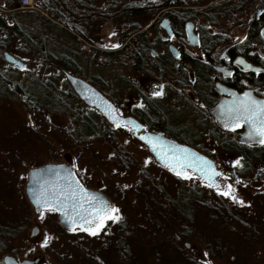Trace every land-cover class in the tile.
Listing matches in <instances>:
<instances>
[{
  "label": "rangeland",
  "instance_id": "1",
  "mask_svg": "<svg viewBox=\"0 0 264 264\" xmlns=\"http://www.w3.org/2000/svg\"><path fill=\"white\" fill-rule=\"evenodd\" d=\"M62 1L87 17L75 21L88 38L116 48L141 31L139 42L155 54L150 52L142 69L118 54L105 60L107 51L88 53L77 38L61 32L57 15L48 28L33 11L22 15L24 8L16 9L20 34L0 26V264L8 254L39 256L40 264H264V164L226 147L228 134L190 100V68L156 43L165 33L152 26L164 16L165 9L158 10L163 0ZM183 1L201 6L212 0ZM254 3L220 17L213 31L230 40L244 38ZM131 5L141 9L120 11ZM1 14L13 22L10 12ZM186 48L201 54L198 47ZM5 51L22 65H9ZM58 54L71 56L78 74L97 82L120 108L148 114L154 102L165 108L190 145L232 170L221 188L231 185L232 195L193 174H172L125 128L110 125L75 93ZM47 163L72 166L85 184L110 198L120 219L107 220L93 234L63 226L55 210L35 212L25 192L27 173Z\"/></svg>",
  "mask_w": 264,
  "mask_h": 264
},
{
  "label": "flooded vegetation",
  "instance_id": "2",
  "mask_svg": "<svg viewBox=\"0 0 264 264\" xmlns=\"http://www.w3.org/2000/svg\"><path fill=\"white\" fill-rule=\"evenodd\" d=\"M175 1L176 0H168L166 5H162L163 7L161 6V8L158 9L159 11L165 9L164 16H162L159 22L158 19L160 16L156 17L155 22L152 24V26H157V28H159L160 26L164 27L165 33L162 35L160 34V39L157 42L159 44L164 43L171 55H173L171 45L175 46L176 50L179 52V55L173 56L178 58L181 64L188 65V67L190 68V73L187 78L190 75L193 78L191 79L189 77L190 80L188 79L185 87L190 100L195 105V108L201 109V111L204 112L208 119L214 122V124L219 129L225 131L228 134V138L223 142L224 145L228 143L242 144L247 146L248 148L263 145L261 142L244 143L240 141V133H242V131H244L245 129L244 123L239 124L236 128L221 126L210 116L208 108L214 107L224 96H230V94L221 92L218 84L236 93H244L245 91L250 90L257 97H261L264 99V37L260 32V29L262 26H264V24L261 25L257 30L261 40H248L249 33L253 29L252 27H255L254 22L256 23V21L264 20V0H212L209 3L201 6L185 5L183 0L181 4H175ZM252 3H254L255 13L252 17H249L247 19V25L244 30L245 34L243 36L244 38L237 37L230 40L229 37H221L217 32L213 31L217 26L220 17L224 16L226 13H232L236 7L242 9L245 5H251ZM224 4H228L231 10H227V12L223 11L221 12V14L216 15V22L213 24L210 23V19H212V16L206 15L204 11L206 9L211 10L210 8L214 5H217L216 8L220 9L222 6H224ZM140 9L141 8H139L138 6L133 7L131 5V7L128 8L123 7L120 11L123 12L134 10L135 12H139ZM142 9H144V6L142 7ZM155 9H157V6ZM177 12L186 14L192 12L193 15L182 19L179 15L176 14ZM99 15L103 16L102 14H98V16ZM106 17L108 18L110 16L107 15ZM177 22H180V25H177ZM188 26L192 27V30L197 36L196 45H191L189 43L190 41L187 34ZM169 28L171 29L172 34L170 33ZM254 32H256L255 28ZM186 46H189L191 48L198 47L201 54L198 56L194 55L186 48ZM150 52L153 54V52L155 51L150 49ZM241 60L243 61V63H241ZM246 64H251L253 67L247 68ZM257 68L261 69V71L257 72L255 70ZM73 73L74 75L81 77L78 73ZM88 83L93 85L94 88H96L105 97L112 101L104 92L99 89V85L97 82L88 81ZM75 93L78 94L76 91ZM78 96L84 102H86L79 94ZM86 104L88 103L86 102ZM88 105L100 112L107 120L105 115L95 105ZM115 105V119L127 120L129 121V123H120L118 121L110 123L108 120L107 122H109L110 125L125 128L130 134H132L133 138H135L142 144L144 143L135 136V129L132 127L131 123L133 125H136L137 127H140L139 133L148 131L161 132L167 137L173 138L182 144H187L193 147L185 140L184 128L178 125H174L168 118L165 108H163L160 104L154 102L153 105H151L152 112L149 114L139 107H137L136 110L132 113L124 110L123 108H120L117 104ZM193 148L202 154H206L195 147ZM206 155L212 157L215 160L217 167L222 170V173L224 175L218 176L221 183L224 178L234 176L232 170L223 165H220L215 157L209 154ZM157 163L159 162L157 161ZM159 164L170 171L172 174H175L166 165L161 163ZM189 173L201 178L206 182L204 176L200 173L192 170H190ZM259 177L264 178V173L259 174ZM80 181L86 187L103 192L99 188L97 189L85 184L82 179H80ZM222 187L223 186H221V188ZM6 256L13 255L8 254ZM6 256H4V263ZM24 259L32 260L34 264H40L41 260L39 256H35L33 258H17V260L19 261H22Z\"/></svg>",
  "mask_w": 264,
  "mask_h": 264
},
{
  "label": "water",
  "instance_id": "3",
  "mask_svg": "<svg viewBox=\"0 0 264 264\" xmlns=\"http://www.w3.org/2000/svg\"><path fill=\"white\" fill-rule=\"evenodd\" d=\"M170 33L172 34L171 29L169 28ZM261 35L264 37V26L260 29ZM187 34L189 43L191 45H196L197 36L195 35L194 31L192 30L191 26L187 27ZM171 50L174 56H178L179 52L176 50L175 46L171 45ZM154 51V50H153ZM155 54V52H153ZM4 58L6 61L10 63H14L18 66L22 65V61L16 58L13 54L8 51L4 52ZM66 76L71 83L74 90L90 105H95L107 118L110 123L113 122H120V123H129L127 120L123 119H115L116 116V105L110 101L107 97H105L100 91L93 87L90 83H88L83 78L74 75L66 71ZM218 87L221 92L225 94H230L229 97H223L214 107L208 108L210 116L221 126H225V122L230 120L228 115V110L232 106V104L243 94V93H236L230 91L220 84ZM245 92H249L253 97L257 99L264 100L261 97H257L254 95L250 90ZM244 92V93H245ZM131 123V121H130ZM132 127L135 129V136L141 140L148 148L150 154H152L155 159L161 163L166 165L172 171V166L169 164V159L173 154L179 157L181 154L187 156L188 162L184 165L183 170L188 172L190 170L200 173L204 176L205 180L214 188L221 187L222 184L218 178L219 173H222V170L217 167L215 160L206 155L196 151L193 147L182 144L177 140L167 137L163 135L161 132H142L139 133L140 127L133 125ZM245 129L240 133L239 140L244 143H258L260 142L261 137L257 134L256 136H249L247 133L250 131V125L245 122ZM151 138L157 141V147L153 148L151 144H149L148 139ZM162 142V143H161ZM187 149V152L183 150ZM201 157L206 158L205 160L200 159ZM203 168V171H201ZM215 169L216 174L210 176L209 170ZM176 175V171H173ZM208 175V176H207ZM80 185L83 188L87 189L89 193L94 194L97 197V202L100 198H103L107 204L112 205V201L110 198L105 195L103 192L88 188L84 186L80 180L78 179L74 169L67 163H47L45 165H40L36 167H32L29 169L27 173V182L25 186V192L32 203L35 212H40L42 209H47L43 206V203H38L37 198L39 197L41 200L44 199H51L52 196H59L61 191L67 192L69 187L76 191V198L72 200L70 196L68 197H61V203L56 206V210L58 212L59 222L62 223L63 226L67 228H72L73 225L75 227H81L86 229L87 227L91 226L89 223V214L87 212L89 204L92 203L88 199L87 195H84L80 191ZM215 185V186H213ZM43 190V191H42ZM46 193V195H45ZM81 196H83V203H84V212H81L80 208H73L74 203H79L81 200ZM67 199L68 204L66 206L63 205V200ZM64 207V211H59L60 207ZM65 212L68 216H73L72 220H69L68 217L65 215ZM75 212V215L73 213ZM6 264H34L32 260L24 259L22 261L17 260L14 256H6L5 257Z\"/></svg>",
  "mask_w": 264,
  "mask_h": 264
},
{
  "label": "snow or ice",
  "instance_id": "4",
  "mask_svg": "<svg viewBox=\"0 0 264 264\" xmlns=\"http://www.w3.org/2000/svg\"><path fill=\"white\" fill-rule=\"evenodd\" d=\"M108 46V45H106ZM115 46V45H112ZM241 63L243 61L241 60ZM247 68H252L253 66L251 64H246ZM257 72H260L261 69L257 68L255 69ZM161 92H154L153 95H161ZM228 115L230 117L229 121L225 122V127H232L236 128L239 124L247 122L250 125V131L247 133L249 136H256L257 134L259 137H261L260 142L264 144V100L257 99L253 97L249 92L243 93L229 108ZM148 139L149 144L152 145L153 148L157 147V141L153 140L151 138H145ZM162 143V142H161ZM184 152H187V149L183 150ZM169 159V164L172 166L173 171H176L177 175H183L188 176L190 173L183 170L184 165L188 162L187 156L181 154L179 157H177L175 154L171 158L165 157ZM200 159L205 160L206 158L201 157ZM147 162V161H146ZM233 163L238 164L239 159L236 161H233ZM201 171H203V168H201ZM216 170L211 169L209 170V175H215ZM219 175H224L223 173H219ZM215 186V185H213ZM80 191L88 196V199L92 201L91 204H89L87 212L89 214V223L91 226L87 227L85 230L89 231L93 234L96 232H99L101 228L104 227L105 222L109 219L112 220H119V209L115 205H109L106 201L103 200V198H100L97 202V197L89 193L87 189L83 188L82 185L79 186ZM228 190H223L219 187H217L218 192H222L225 196L232 195L231 192V185L227 186ZM43 191V190H42ZM46 195V193H45ZM76 191L69 187V190L67 192L61 191L59 196H52L51 199H44L41 200L39 197L37 198L38 203H43V206L47 209L54 210L56 209V206L61 203V197H68L70 196L72 200H75L76 198ZM237 199H239L237 197ZM241 203H244L243 200L240 201ZM68 204V200H63V205L66 206ZM73 208H80L81 212L83 213L84 210V203H83V196H81V200L79 203H74ZM59 211H64V207H60ZM44 213L41 212V215ZM65 215L68 217L69 220L73 219V216H68V214L65 212ZM75 215V212L73 213ZM70 230H75V226ZM45 244L48 243V237H45L44 241Z\"/></svg>",
  "mask_w": 264,
  "mask_h": 264
},
{
  "label": "trees",
  "instance_id": "5",
  "mask_svg": "<svg viewBox=\"0 0 264 264\" xmlns=\"http://www.w3.org/2000/svg\"><path fill=\"white\" fill-rule=\"evenodd\" d=\"M168 0H163L164 3H162L163 5L167 4ZM7 5L11 8H16L19 6V0H6ZM182 0H176L174 3L175 4H181ZM40 4L42 6H48L50 8V13L52 16L57 15L58 19L60 22H62L66 27H68L69 29H71V31H69L67 28L63 27V26H59L57 25V27H60V31L62 32H66V34L70 35L72 38H76V35L74 33H72V31H74L77 34H81L83 36L87 35L85 34L84 30L81 28V26H79V24L76 23L75 20L80 21L81 19L87 18L86 16L81 17L79 14H77L76 12L72 11L70 8H68L65 3L62 0H40ZM217 5L212 6L210 9L213 10H209L206 9L204 12L206 13V15H211L212 19H210V23H215L216 18L218 14H221V12L225 11L227 12L230 11V6L228 4H224V6H222L220 9L216 8ZM229 7V8H228ZM22 11V15H24L27 11H33L36 15L35 18L40 21H43V24H45L48 28L50 27V25H53L52 20L42 16L40 14L39 11L36 10H29V9H23ZM16 9H14L12 12H10V15L13 17V22L11 24L8 23V21L6 20V18L0 14V26H5L7 28H9L12 32L16 33V34H20V24H19V16H17L16 14ZM19 13V12H18ZM177 15H179L182 19L187 18L192 16V12L191 13H182V12H177ZM91 17H94V14L90 15ZM255 27L253 26L251 32L249 33V38L248 40H257L260 41L261 38L257 32L258 28L264 24V20L261 21H256V23L254 22ZM177 25H180V22H177ZM53 28V27H51ZM254 28L256 30V32H254ZM253 32V33H252ZM142 33L144 32H140L139 36L142 35ZM30 34H24L25 38L27 41H32V37L29 36ZM139 36H137L139 38ZM126 38V37H124ZM125 39H122L120 42L124 41ZM9 41V40H7ZM7 43V42H6ZM158 44V42H156ZM0 45L5 46L4 42H0ZM120 53H125L127 55V57L129 58L128 62L129 64L133 65L134 67L138 68V69H142L144 68L146 61H147V57L150 56V52L148 50V48L146 47V44L144 42L140 43V45L133 51V52H119L117 53L118 55ZM106 55L103 56V59L108 60L110 58H117L114 52H106ZM0 58H3V55L0 54ZM56 59H58V61L61 63V65L68 70H71L75 73H78V65L77 63L73 60V58L71 56H67L65 54H58L57 57H55ZM9 65H13L11 63H8ZM226 147L228 148H233V149H237L241 155L243 157H255L256 159H258L260 162H262L264 164V144L263 145H259L253 148H248L245 145L242 144H225Z\"/></svg>",
  "mask_w": 264,
  "mask_h": 264
},
{
  "label": "built area",
  "instance_id": "6",
  "mask_svg": "<svg viewBox=\"0 0 264 264\" xmlns=\"http://www.w3.org/2000/svg\"><path fill=\"white\" fill-rule=\"evenodd\" d=\"M20 1V6L23 8H34L38 9L44 14L45 16L50 17L49 15V7H43L41 8L39 5V0H19ZM0 11H5L4 7V0H0ZM78 39L80 41V45L83 49H85L87 52H94L96 50H103V47L100 46L99 44H96L92 42L91 40L87 39L84 36L78 35ZM137 45V42L132 40V36L127 39L119 48L118 50H128V51H133L135 46ZM122 59H127V56L122 55Z\"/></svg>",
  "mask_w": 264,
  "mask_h": 264
}]
</instances>
